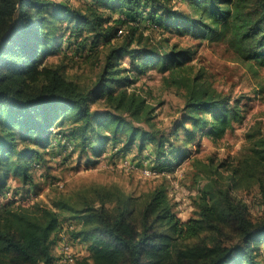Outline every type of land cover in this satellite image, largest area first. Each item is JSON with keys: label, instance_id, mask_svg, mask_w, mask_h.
Returning <instances> with one entry per match:
<instances>
[{"label": "trees", "instance_id": "1", "mask_svg": "<svg viewBox=\"0 0 264 264\" xmlns=\"http://www.w3.org/2000/svg\"><path fill=\"white\" fill-rule=\"evenodd\" d=\"M184 2L189 11L170 10L162 0H106L112 10L125 11L122 22L130 28L121 43L110 45L98 78L84 90L44 61L63 44L82 50L88 38L93 45L100 37L109 41L114 30L104 26L102 14L53 0H0V196L10 176H20L24 183L29 179L26 160L36 151L20 149V141L41 147L54 141L55 146L93 158L110 142L127 148L138 141L142 148L150 140L158 159L171 163L184 158V149L198 131L217 140L242 120L239 99L232 101L214 88L202 69L190 73L194 52L164 39L145 38L140 19L147 13L165 30L226 43L239 62L261 67L264 0ZM125 56L128 66L123 65ZM153 69L167 73L172 85L185 90L181 120L172 128L176 136L180 129L184 132L180 152L172 144L165 150L164 136L156 138L137 125L149 122L153 108L131 86L138 75ZM98 102L105 108L94 109ZM54 128H66L67 134ZM257 145L250 148L246 170L251 168L249 174L264 195V138ZM200 198L197 215L184 221L174 214L163 186L155 188L139 209L121 190L100 194L99 207L79 210L65 201L58 204L80 212L83 219L74 236L88 242L90 256L76 264H264L259 252L264 221L252 222L246 204L234 202L229 191L204 190ZM106 201H114V208L106 209ZM222 225L234 227L238 239L232 245H208L203 240L184 245L204 231L220 233ZM60 229V212L47 205L0 202V264H52L51 248Z\"/></svg>", "mask_w": 264, "mask_h": 264}, {"label": "rangeland", "instance_id": "2", "mask_svg": "<svg viewBox=\"0 0 264 264\" xmlns=\"http://www.w3.org/2000/svg\"><path fill=\"white\" fill-rule=\"evenodd\" d=\"M53 1L65 2L82 12H88L90 7L92 12L102 14L104 26L113 27L109 41L100 37L93 45L92 39L88 38L82 50L63 44L61 51L49 54L44 61L45 66L58 68L68 80L88 90L102 70L110 45L121 43L130 28L122 22L126 18L125 11L112 10L106 0ZM162 3L170 10L189 11L184 0H162ZM140 27L145 38L164 39L168 44L176 43L194 52L188 62L190 73L202 69L204 77L214 88L230 96L232 101L239 99L243 118L234 123L221 139L213 140L198 131L193 144L184 149V158L171 163L158 159L155 142L150 140H146L142 148L138 141L127 148L120 144L112 146L110 142L102 154L93 158L90 154L79 155L77 149L68 146H55L54 141L42 147L28 140L20 141V149L36 151H32L31 159L26 160L29 179L24 183L20 176H10L0 202L14 200L26 206L42 203L60 212L61 229L56 233L51 248L55 257L52 264H76L90 256L88 242L81 236H74L83 227L81 213L61 208L58 203L65 201L79 210L90 205L99 207V195L108 191L114 194L119 190L125 192L136 200L139 209L155 188L163 186L174 214L183 221L197 215L204 190L214 194L229 191L234 202L246 204V216L252 222L264 221V195L255 177L249 174L251 168L246 170L250 148L258 147L257 142L264 138V66L248 68L237 60L226 43L165 30L147 13L142 15ZM122 61L124 66H128L129 57L125 56ZM166 77L167 73L153 69L138 75L132 84L134 92L153 108L149 122L137 125L153 132L156 138L164 136L167 141L165 150L172 144L180 152L184 146V132L180 129L176 136L172 128L181 120L185 90L172 85ZM93 108L102 110L105 105L98 102ZM53 130L67 134L66 128ZM114 205V201H106L104 207L111 210ZM222 226L220 233L204 231L184 245L202 240L208 245L216 241L224 246L232 245L238 239L234 227ZM259 250L263 259L264 244H260ZM69 253L71 260L65 259Z\"/></svg>", "mask_w": 264, "mask_h": 264}, {"label": "built area", "instance_id": "3", "mask_svg": "<svg viewBox=\"0 0 264 264\" xmlns=\"http://www.w3.org/2000/svg\"><path fill=\"white\" fill-rule=\"evenodd\" d=\"M65 259H70V260H71V255H70V253L65 255Z\"/></svg>", "mask_w": 264, "mask_h": 264}]
</instances>
